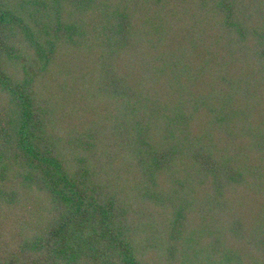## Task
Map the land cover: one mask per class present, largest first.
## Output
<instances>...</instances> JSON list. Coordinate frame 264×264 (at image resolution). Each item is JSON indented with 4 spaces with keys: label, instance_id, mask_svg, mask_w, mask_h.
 Segmentation results:
<instances>
[{
    "label": "trees",
    "instance_id": "1",
    "mask_svg": "<svg viewBox=\"0 0 264 264\" xmlns=\"http://www.w3.org/2000/svg\"><path fill=\"white\" fill-rule=\"evenodd\" d=\"M0 264H264V0H0Z\"/></svg>",
    "mask_w": 264,
    "mask_h": 264
}]
</instances>
